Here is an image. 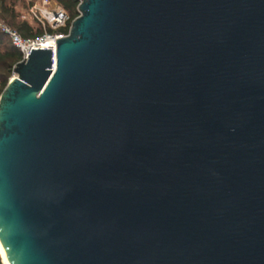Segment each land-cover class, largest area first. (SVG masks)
<instances>
[{"label": "water", "instance_id": "water-1", "mask_svg": "<svg viewBox=\"0 0 264 264\" xmlns=\"http://www.w3.org/2000/svg\"><path fill=\"white\" fill-rule=\"evenodd\" d=\"M13 72L9 264H264V0H79Z\"/></svg>", "mask_w": 264, "mask_h": 264}, {"label": "trees", "instance_id": "trees-1", "mask_svg": "<svg viewBox=\"0 0 264 264\" xmlns=\"http://www.w3.org/2000/svg\"><path fill=\"white\" fill-rule=\"evenodd\" d=\"M34 0H0V19L12 28L16 29L23 38H36L42 36L45 31L50 34H67L70 27V21L65 25L58 27H44L39 21L31 18H22L20 8L28 7ZM62 7L71 19L78 15L79 0H55ZM22 57L20 49L12 43L10 37L0 28V79L3 86L8 81L13 72L15 63ZM0 258V264H3Z\"/></svg>", "mask_w": 264, "mask_h": 264}, {"label": "built area", "instance_id": "built-area-1", "mask_svg": "<svg viewBox=\"0 0 264 264\" xmlns=\"http://www.w3.org/2000/svg\"><path fill=\"white\" fill-rule=\"evenodd\" d=\"M28 15L30 18L36 19L39 21L44 27H58L65 25L67 22L71 21L67 12L60 7L55 0H35L28 8ZM25 18V16H22ZM0 28L5 33L8 34L13 44H15L21 51L22 57L25 58L26 54L30 53L32 46L42 45V40L46 38H51L53 43V48L55 47V41L58 37L65 35L64 33H53L45 31L42 36L36 38H23L19 32L9 26L7 23L0 19ZM11 79V78H9ZM8 79V80H9ZM3 83L0 79V93L3 90Z\"/></svg>", "mask_w": 264, "mask_h": 264}, {"label": "bare ground", "instance_id": "bare-ground-1", "mask_svg": "<svg viewBox=\"0 0 264 264\" xmlns=\"http://www.w3.org/2000/svg\"><path fill=\"white\" fill-rule=\"evenodd\" d=\"M51 42H52V39L51 38H46V39L42 40L41 43L43 45V44H49ZM0 256L2 257L3 264H9V262L7 260V257H6V255L4 253V250H3L2 246H1V243H0Z\"/></svg>", "mask_w": 264, "mask_h": 264}, {"label": "rangeland", "instance_id": "rangeland-1", "mask_svg": "<svg viewBox=\"0 0 264 264\" xmlns=\"http://www.w3.org/2000/svg\"><path fill=\"white\" fill-rule=\"evenodd\" d=\"M27 1V0H26ZM35 1V0H34ZM20 12L22 14V16L24 15L25 18L31 20L30 16L28 15V7H22L20 8ZM23 18V17H22ZM14 76V72L11 73V75L9 76V78L13 77ZM8 78V79H9ZM0 258L2 259V257L0 256Z\"/></svg>", "mask_w": 264, "mask_h": 264}]
</instances>
